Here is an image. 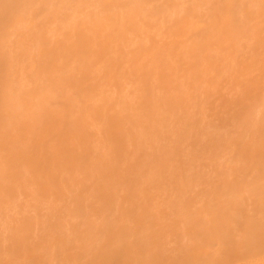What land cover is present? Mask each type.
<instances>
[{"label": "bare ground", "instance_id": "obj_1", "mask_svg": "<svg viewBox=\"0 0 264 264\" xmlns=\"http://www.w3.org/2000/svg\"><path fill=\"white\" fill-rule=\"evenodd\" d=\"M0 264H264V0H0Z\"/></svg>", "mask_w": 264, "mask_h": 264}]
</instances>
